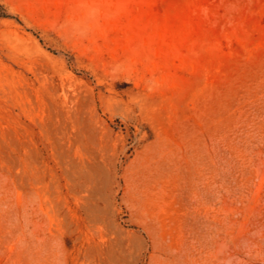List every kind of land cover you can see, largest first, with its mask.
Segmentation results:
<instances>
[{"label": "rangeland", "instance_id": "rangeland-1", "mask_svg": "<svg viewBox=\"0 0 264 264\" xmlns=\"http://www.w3.org/2000/svg\"><path fill=\"white\" fill-rule=\"evenodd\" d=\"M0 6V264H264V0Z\"/></svg>", "mask_w": 264, "mask_h": 264}, {"label": "trees", "instance_id": "trees-1", "mask_svg": "<svg viewBox=\"0 0 264 264\" xmlns=\"http://www.w3.org/2000/svg\"><path fill=\"white\" fill-rule=\"evenodd\" d=\"M1 9H2V8H1V6H0V10H1ZM0 14H1V15H5V14H3V12H0Z\"/></svg>", "mask_w": 264, "mask_h": 264}]
</instances>
